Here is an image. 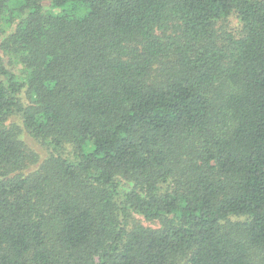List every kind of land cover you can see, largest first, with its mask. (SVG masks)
<instances>
[{"label": "trees", "instance_id": "16d2710c", "mask_svg": "<svg viewBox=\"0 0 264 264\" xmlns=\"http://www.w3.org/2000/svg\"><path fill=\"white\" fill-rule=\"evenodd\" d=\"M0 264H264V0H0Z\"/></svg>", "mask_w": 264, "mask_h": 264}, {"label": "rangeland", "instance_id": "374dc122", "mask_svg": "<svg viewBox=\"0 0 264 264\" xmlns=\"http://www.w3.org/2000/svg\"><path fill=\"white\" fill-rule=\"evenodd\" d=\"M33 147H34L36 150H38V151L42 152V150H41L40 146H38V145H36V144H33Z\"/></svg>", "mask_w": 264, "mask_h": 264}]
</instances>
